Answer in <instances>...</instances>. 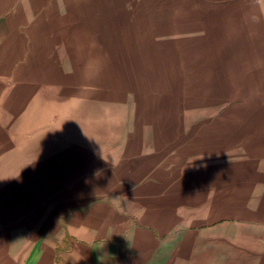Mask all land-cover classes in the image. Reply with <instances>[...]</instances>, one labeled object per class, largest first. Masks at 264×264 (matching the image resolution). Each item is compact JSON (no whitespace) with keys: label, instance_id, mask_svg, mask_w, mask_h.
I'll return each mask as SVG.
<instances>
[{"label":"rangeland","instance_id":"374dc122","mask_svg":"<svg viewBox=\"0 0 264 264\" xmlns=\"http://www.w3.org/2000/svg\"><path fill=\"white\" fill-rule=\"evenodd\" d=\"M0 30V214L101 203L153 264H264V0H5Z\"/></svg>","mask_w":264,"mask_h":264},{"label":"crops","instance_id":"0c3cea01","mask_svg":"<svg viewBox=\"0 0 264 264\" xmlns=\"http://www.w3.org/2000/svg\"><path fill=\"white\" fill-rule=\"evenodd\" d=\"M6 42L0 30V49ZM15 62L0 57V80L14 78ZM69 200L53 198L48 216L42 200L0 214V264H153L152 232L132 229L105 204L73 211Z\"/></svg>","mask_w":264,"mask_h":264},{"label":"bare ground","instance_id":"6f19581e","mask_svg":"<svg viewBox=\"0 0 264 264\" xmlns=\"http://www.w3.org/2000/svg\"><path fill=\"white\" fill-rule=\"evenodd\" d=\"M213 60V59H212ZM64 113V112H63Z\"/></svg>","mask_w":264,"mask_h":264}]
</instances>
